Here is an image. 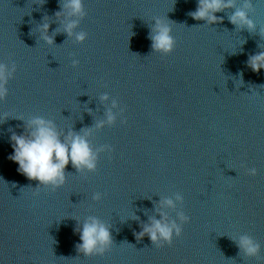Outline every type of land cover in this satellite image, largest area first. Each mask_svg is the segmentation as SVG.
I'll use <instances>...</instances> for the list:
<instances>
[{"label":"clouds","instance_id":"1","mask_svg":"<svg viewBox=\"0 0 264 264\" xmlns=\"http://www.w3.org/2000/svg\"><path fill=\"white\" fill-rule=\"evenodd\" d=\"M251 0H244L241 8L236 9L229 17L232 24L238 26H246L249 30L255 27L254 21L249 18L245 8H251ZM61 11L56 15L59 17L61 12L69 9V16L83 18L86 16L84 8V0H66L60 5ZM227 8H235V0H198L195 11L189 12L188 15L197 21H206L209 24H215L222 21L216 13L223 12ZM78 20H70L64 26V32L71 36L73 30L78 27ZM50 25L44 23L41 25L43 33H47ZM154 34L150 35L152 48L154 51L160 52L165 56L170 55L176 45V41L171 35V26L166 20L156 19L154 26ZM87 38L86 32L76 34V39L83 42ZM43 39L51 44L53 40L46 34ZM79 61L74 60L73 66L78 65ZM248 66L254 72H260L264 69V51L249 57ZM16 71V65L13 63L11 70L5 64H0V100H4L8 94V80ZM107 99V96L102 97ZM115 106V102H114ZM108 122L112 123L115 117L111 112L108 113ZM126 123V120L123 122ZM103 122L100 125L102 126ZM87 132L84 135L75 132H69L62 140L60 133L57 131L53 121L46 120L42 117H35L28 122L26 134L11 136L12 147L14 154L9 159L19 165L18 171L25 175L29 180L39 182V185L51 186L53 190L64 185L66 176L65 169L69 163L77 171L87 169L95 171L97 166V155L93 152L88 140L86 139ZM109 151H113L109 147ZM249 174L255 176L256 169H251ZM94 200L101 199V194L96 193L93 196ZM181 200V196L176 197ZM162 205L174 207V202L171 199L162 201ZM163 217V213H161ZM180 220L188 223L190 217L180 213ZM183 228L173 221L171 224L162 222L153 218L151 223L145 225L143 230L137 234V239L143 236H148L150 240L158 248L165 245L171 246L173 236L180 237ZM81 243L76 247L84 256L104 255L111 249L112 235L111 232L102 221L96 217H89L79 230ZM238 248L249 256L254 257L260 251V245L250 236H241L237 242Z\"/></svg>","mask_w":264,"mask_h":264}]
</instances>
